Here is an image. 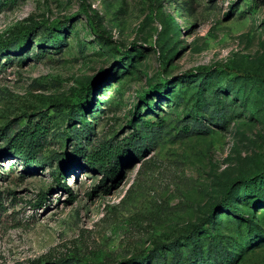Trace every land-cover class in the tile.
<instances>
[{"label":"rangeland","instance_id":"rangeland-1","mask_svg":"<svg viewBox=\"0 0 264 264\" xmlns=\"http://www.w3.org/2000/svg\"><path fill=\"white\" fill-rule=\"evenodd\" d=\"M25 32L32 34L29 48L8 62L2 49ZM126 50L135 55L133 67L116 76ZM227 66L264 77V0L0 6V264H128L157 249L171 260L173 246L180 258L190 257L188 230L200 225L202 251L206 231L236 252L235 264H264V239L250 236L244 222L251 215L264 232V204L253 181L245 182L264 176V81L235 80L249 108L239 100L224 128L207 121L212 132L200 135L192 134L198 127L190 108L176 106L168 92L149 95L153 108L141 101L154 84L167 82L169 93H186L188 102L205 84L201 68L217 76ZM87 88H94L89 102L100 110L97 120L86 110L85 121L95 126L82 136L83 147L123 153L116 177L105 179L83 160L74 165L76 142L62 136L79 127L68 107H77ZM42 117L56 126L27 168L23 157L9 154L6 138ZM229 189L245 201L238 216L224 212ZM211 215L216 224L209 229Z\"/></svg>","mask_w":264,"mask_h":264},{"label":"trees","instance_id":"trees-1","mask_svg":"<svg viewBox=\"0 0 264 264\" xmlns=\"http://www.w3.org/2000/svg\"><path fill=\"white\" fill-rule=\"evenodd\" d=\"M19 1L21 0H0V6L1 8H4L9 3H17ZM39 33L43 34V32ZM31 36L32 34L30 32H25L10 47L5 46L2 49L3 51L8 52L9 56L6 57L8 59V62H12L14 60L13 58H9L11 54L21 51V48L23 46V48H29L31 43ZM61 42L63 43V40L59 41V43L56 40V43L59 46L62 45ZM42 44H45L44 39L42 40ZM124 53L125 54L123 55V58L113 70V73H115L116 76H118V71L120 73L121 68H126L125 72H127L133 67V59L135 58V55H132L129 50H126ZM20 62H24V59H22V61L20 60ZM121 65H123V67H121ZM221 73L222 74L216 76V73H212V71L208 68L203 67L200 69L201 75L199 76L200 78H206L205 84L200 88L199 91H197L196 96L191 97L190 101L192 102V104L190 103V101L185 102L186 93H183V95L180 96H174L173 93H169L171 92L169 91L170 85L167 84V82H159L154 84L151 87L149 94L146 93L141 97V101L147 106V108H153V99L151 100V98H149V95L155 93L157 96L162 97L163 93L167 94L168 92L171 101L175 104L177 103L176 106L183 105L186 109L190 108V110H187V114L191 115L190 118L194 120V125L198 127L196 131L192 132L193 135H200L203 133L205 134L210 131L212 132V130L205 125V122L207 121L210 125L218 124L221 128H224L226 123H228L230 119L237 116V112L240 109V106L237 104L239 100H241V107H244L246 110L249 108L247 96L243 95L242 97H240L241 89L237 90V85H233L234 81L238 78L244 79L246 81H249L251 79L264 81V77L257 74L237 70L230 66L225 67V69ZM233 89H236V92L235 95H233V98H230L229 92L230 90L233 91ZM93 92L94 88H87L79 95V105H77V107L75 106V108L73 105H70L68 107V117L70 118L69 120H71L72 123L77 122L79 124V127H73L68 129V131L62 132V136L65 139L72 138V140L76 142V147L74 148L72 153V161L74 165H79L81 160H83L91 169L98 170L103 174L105 179H108L109 177L117 176V173H119L120 169L119 165L122 164L121 162L124 155L123 153L116 154L114 151L112 152L105 147L98 151H91L87 153L86 149L83 147L82 136L87 134L89 135L94 132L95 126V122L90 123L89 121H85L86 110H91L88 112V114L93 115V118L95 120L99 118V107L93 103H90L88 98V96L93 95ZM55 126L56 124L54 125L51 119L45 117H42L40 120L35 122H27V125L23 131H21L11 139H9L8 137L6 138L9 142V154H12L14 157H23L26 167H31L32 164H35L36 156L42 151L45 139L52 133ZM129 146L137 147V143H129ZM140 153H142V150L139 147L136 149L135 154L137 157H140ZM128 158L130 159L132 158V156L129 155ZM248 181H253V184L257 189L255 193L257 195V201L264 204V176H259V178L255 177L245 182ZM61 187H63L64 190L70 192V189L66 187L65 184L61 185ZM230 195H232L231 189H229V191L227 192V196L223 204L224 212L226 211L238 216L242 212L239 206L245 201L242 199L241 201H239V198L237 199V197H231ZM252 217L253 216L251 215H247V218L244 219V222L247 223L250 229V236H258L264 239V232L260 231L253 224L251 220ZM205 223L208 224V228L210 229L215 226L216 221L211 215L205 221ZM200 227L201 225L188 230L187 243L193 248L190 257H183V255H181V260L178 255V252H180L179 247L173 246L169 250V252H171V255H174L171 260L169 259L168 254H165L163 250L157 249L155 250L154 254L140 257L135 260H130L127 263L154 264L161 258L164 262L168 263L169 261L170 264H235L237 258L239 257L238 256L236 258V252H233L234 250L228 249L224 245L222 239H217L206 231L203 234L207 237L208 246L206 248V251L201 250L202 245L200 236L198 235L201 230H197ZM203 227L204 225H202V228ZM35 264L42 263L36 262Z\"/></svg>","mask_w":264,"mask_h":264}]
</instances>
